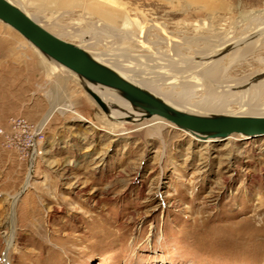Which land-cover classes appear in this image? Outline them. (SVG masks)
<instances>
[{"label": "rangeland", "instance_id": "1", "mask_svg": "<svg viewBox=\"0 0 264 264\" xmlns=\"http://www.w3.org/2000/svg\"><path fill=\"white\" fill-rule=\"evenodd\" d=\"M15 1L56 36L191 103L205 96L200 57L264 20V0H104L144 26L129 37L84 13L85 0ZM6 25L1 38L21 48L0 49V264H264V136L208 143L168 126L116 136L57 110L42 142L22 154L27 137L11 128L15 117L39 128L61 103L95 125L106 117L85 80ZM263 48L225 57L224 76L264 67ZM251 102L227 109L264 114L263 97Z\"/></svg>", "mask_w": 264, "mask_h": 264}, {"label": "bare ground", "instance_id": "2", "mask_svg": "<svg viewBox=\"0 0 264 264\" xmlns=\"http://www.w3.org/2000/svg\"><path fill=\"white\" fill-rule=\"evenodd\" d=\"M9 1L15 4L16 6H18L19 8H21L26 14H28L30 17L36 20L34 16H32L30 13L26 11V9L21 3L15 0H9ZM59 1L60 3H68V2L77 3L78 0H59ZM112 4L113 3L111 2L108 3L107 1L104 0H85V2L82 3L84 13L95 16L97 20L100 21V24H104L105 26L113 29L114 31H119V33L122 32L129 37H132V32L134 29H139L142 31V28L144 26H141L138 20L129 17L128 14L126 13L127 11L119 7H116L115 5ZM36 21L44 28L46 27V25L42 23L41 20H40L41 22L38 20ZM6 26L8 28L9 25ZM150 26H152V24ZM247 32L248 33L243 38H238L236 40L229 38L221 41V43L210 54L200 57L202 59H206L205 62L201 63L202 64L201 68L198 71V76H200V79L203 81V84L205 86V96L204 98L202 96L203 99L195 103L189 102V99L187 98L188 96L186 97L185 95H181L180 92H176L174 94L178 97V101L180 100L179 103L178 101H175L169 97V95L171 94L173 95V91L171 89L170 90L167 88L163 89L158 84H154L152 81L143 77H141L143 79H138L133 74H130L131 71L127 66H122L116 61L110 60L111 58L110 59L104 58L101 55L96 56L94 54L96 52L89 50L87 46L81 43L77 46H80L81 48L85 49L94 59L98 60L102 64H105L106 66H109L110 68L114 69L120 76L128 79L132 83L149 91L150 93L162 99L164 102H166L167 104H169L170 106L174 107L177 110L187 112L190 114L203 115V116H212V115L264 116L263 113L247 112L248 111L247 109H251V107L253 106V103L251 102L252 100L258 99L260 97L264 98V67H262L261 69H257L253 71L250 75L242 78H226L224 76V69L226 67L224 68V66L221 65L222 60L225 57H227V59L230 62L237 61L240 58H243L246 54L254 53L255 51L260 50L261 48L264 47V20L260 21V23H258L254 28H251L249 31L247 29ZM16 36L18 37V35L16 34L13 35V37L16 38V40L20 41ZM166 42H168V40ZM11 44L12 42H10L7 39L1 38L0 36V49L7 48L10 50V48L12 47ZM239 44H243V46L239 47ZM12 48L14 50L15 47ZM16 48L20 49L21 47H16ZM174 49H177V43L175 42H174ZM40 54L42 53L40 52ZM42 56L45 55L42 54ZM50 60L51 62L54 63V65L59 67L62 71L66 73H73L75 76L77 75L76 73L66 68L62 64L58 62L57 64L56 61H54L51 58ZM259 60L264 65V59L260 58ZM177 61L180 62L179 60ZM181 63L184 64L183 61ZM197 79L199 78H196V80ZM86 82L87 85H85L84 87L92 90L97 95L99 101L102 103L105 109V110L102 109L92 98H90L91 101L93 103L95 102V104L101 109L102 112L100 111V109L99 111L101 112L102 118L106 117V120L104 119L105 122H102V124L98 123L97 125H95L94 123L91 122V120L89 121L85 119L83 116H81L79 113H77L73 107L69 106L66 103H61V105L54 104L51 106L50 110L43 118L40 127L44 125V123L49 119V117L53 114L54 111L63 110L74 113L76 116H79V118L85 120L97 130L104 131L107 132V134L116 135V136H125L132 133H138L139 131H142L144 129L155 131L163 128L164 126H168L172 129H176L183 132L184 135H187L197 141L203 140V142L211 143L218 141L215 139H221L220 137H216L210 133H201V132H195L188 129L180 128L174 123L157 115L146 117L144 111L141 108L131 104L127 99H125L120 94L118 90L100 84L91 83L89 81ZM218 82L223 83L220 86L221 91H216V88L213 87V85ZM216 86H219V84ZM241 86H245V87L243 89H238V90L233 89V87L239 88ZM232 98L238 99L242 102L240 103V107L242 106L244 107V105L247 107V109H245L247 110L246 111L247 114H245L246 112L241 114L238 113L235 114L232 113V111H230L229 109H227V107L230 106L229 104L235 100L234 99L232 101ZM181 100L184 101L181 102ZM188 106H192V107L194 106L195 109L196 107L198 108L195 110L192 109V107L189 108ZM247 138H251V137L241 133H231L222 139H226L232 142L234 140H242ZM27 183L28 180L25 182L24 187L27 186ZM16 198L17 195L13 197V200H16Z\"/></svg>", "mask_w": 264, "mask_h": 264}, {"label": "water", "instance_id": "3", "mask_svg": "<svg viewBox=\"0 0 264 264\" xmlns=\"http://www.w3.org/2000/svg\"><path fill=\"white\" fill-rule=\"evenodd\" d=\"M0 21L20 33L42 54L62 64L86 81L118 90L131 104L141 108L146 117L157 115L180 128L210 133L221 139L231 133H241L251 138L264 136V116H203L175 109L149 91L120 76L114 69L94 59L85 49L48 31L9 0H0ZM84 90L104 109L92 90L85 87Z\"/></svg>", "mask_w": 264, "mask_h": 264}, {"label": "built area", "instance_id": "4", "mask_svg": "<svg viewBox=\"0 0 264 264\" xmlns=\"http://www.w3.org/2000/svg\"><path fill=\"white\" fill-rule=\"evenodd\" d=\"M11 128L20 133L26 134V142H23L19 147L20 152L28 154L29 151L31 153L38 147V145L42 142L43 138V129L38 126L31 127L30 124L23 117H15L10 121Z\"/></svg>", "mask_w": 264, "mask_h": 264}]
</instances>
